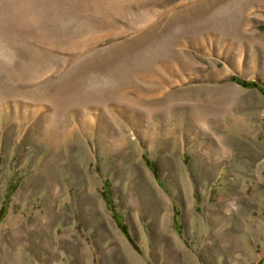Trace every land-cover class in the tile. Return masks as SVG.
<instances>
[{
  "label": "rangeland",
  "instance_id": "374dc122",
  "mask_svg": "<svg viewBox=\"0 0 264 264\" xmlns=\"http://www.w3.org/2000/svg\"><path fill=\"white\" fill-rule=\"evenodd\" d=\"M0 264H264V0H0Z\"/></svg>",
  "mask_w": 264,
  "mask_h": 264
},
{
  "label": "trees",
  "instance_id": "16d2710c",
  "mask_svg": "<svg viewBox=\"0 0 264 264\" xmlns=\"http://www.w3.org/2000/svg\"><path fill=\"white\" fill-rule=\"evenodd\" d=\"M234 80L237 83H240V84H242L244 86L257 87V84L254 83L253 81H245V80L238 79V78H234ZM103 195H104V198L106 200L108 208L111 210V213H112V216H113L114 220L118 223L119 227L126 234V236H129L125 224L122 221H120L119 217H121V216L117 212H115V210L113 209V203H112V200H111V197H110V192L106 188L103 190ZM9 197L10 196L8 195L6 197V199H5V206H4V209H3L2 213H4V211H5V207H6V204L8 203ZM129 238H130V236H129Z\"/></svg>",
  "mask_w": 264,
  "mask_h": 264
}]
</instances>
